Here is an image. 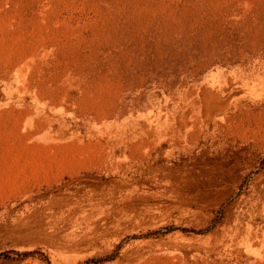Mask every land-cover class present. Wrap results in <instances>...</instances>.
Instances as JSON below:
<instances>
[{"label": "rangeland", "instance_id": "1", "mask_svg": "<svg viewBox=\"0 0 264 264\" xmlns=\"http://www.w3.org/2000/svg\"><path fill=\"white\" fill-rule=\"evenodd\" d=\"M263 37L264 0H0V264H264Z\"/></svg>", "mask_w": 264, "mask_h": 264}, {"label": "bare ground", "instance_id": "2", "mask_svg": "<svg viewBox=\"0 0 264 264\" xmlns=\"http://www.w3.org/2000/svg\"><path fill=\"white\" fill-rule=\"evenodd\" d=\"M248 64H249V70H250L249 72L251 73L255 71L257 72L260 68L264 70V37L260 39L258 49L253 50L252 53H249V63ZM204 126H205L204 121L203 120L198 121L197 119V122H195L194 125H190V126L187 125L188 128L185 129L184 131L189 136L194 135L195 137L194 139L198 141L200 140L201 134L204 131ZM164 137L166 138L167 136L165 135ZM164 137H160L162 138L161 141H167L163 139ZM189 138L190 137H188V139ZM259 218H261V220L257 221ZM232 240H235L236 243L240 245H243V246L248 245L253 248H256L258 246L261 248V246H264V200L263 199L256 201L255 208L250 211L249 219L247 220L245 228L242 230L240 225L237 226L236 231L234 232V238Z\"/></svg>", "mask_w": 264, "mask_h": 264}]
</instances>
